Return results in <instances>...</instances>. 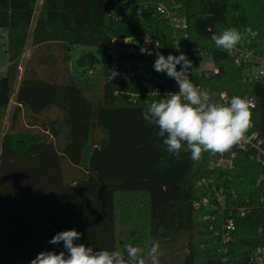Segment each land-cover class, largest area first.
<instances>
[{"label":"trees","instance_id":"1","mask_svg":"<svg viewBox=\"0 0 264 264\" xmlns=\"http://www.w3.org/2000/svg\"><path fill=\"white\" fill-rule=\"evenodd\" d=\"M179 1L192 44L208 50L218 68L209 78L193 75V82L203 84L218 100L223 91L230 97L253 96L254 127L249 130L264 138V76L245 80L248 65H238L230 52L209 46L214 33L250 26L255 35L241 47L264 55V0ZM36 2L0 0V30L8 33L10 61L0 76L1 117L15 90ZM114 7L126 13L123 20L111 14ZM159 27L161 34L168 31L158 15L137 16L117 0H44L32 43L65 47L69 57L74 45H104L115 35ZM38 61L47 65V75L39 73L36 60L27 66L12 123L25 111L40 131L11 130L0 141V264H30L41 251H62V243L50 245L48 240L68 229L82 233L77 243L97 250L122 251L124 239L163 240L182 234L186 251L180 264H197L199 253L208 264H225L224 249L230 263L244 264L264 246V164L252 158L251 145L247 151L236 147L226 152H236L232 168L210 169L217 155L211 153L193 161L182 151L176 159L158 129L143 119L148 104L160 97L142 96L133 102L129 95L113 92L116 87L138 88L141 81H105L103 94L93 98L84 94L74 75L67 80L69 70L57 59ZM68 166L76 172L70 174ZM203 178L213 181L199 185ZM206 195L213 206L197 208L195 202ZM242 206L249 209L245 215L238 214ZM230 212L237 225L223 243L216 231Z\"/></svg>","mask_w":264,"mask_h":264},{"label":"clouds","instance_id":"2","mask_svg":"<svg viewBox=\"0 0 264 264\" xmlns=\"http://www.w3.org/2000/svg\"><path fill=\"white\" fill-rule=\"evenodd\" d=\"M254 36L250 26L243 31L225 28L219 34H212L209 46L227 52L238 45L250 42ZM146 43L150 42L145 37ZM179 51V45L176 47ZM199 53V49H196ZM154 70L164 73L175 80L178 91H169L161 95L156 90L151 94L160 97L152 101L143 111V119L149 126L158 129L166 150L176 159L181 152L190 153L193 161L202 158L203 153L223 154L238 147L247 151L249 139L247 133L254 127L253 109L256 105L248 97L232 96L224 100L214 99V93L195 84L190 78L196 75L199 67H194L183 52L180 55H163L156 52ZM180 66L179 70L177 66ZM82 233L76 229L56 233L48 243L60 245L63 250L41 251L30 264H160V244L153 240L145 252L140 247L124 244L123 250L94 249L84 243H77Z\"/></svg>","mask_w":264,"mask_h":264},{"label":"built area","instance_id":"3","mask_svg":"<svg viewBox=\"0 0 264 264\" xmlns=\"http://www.w3.org/2000/svg\"><path fill=\"white\" fill-rule=\"evenodd\" d=\"M118 5L126 7L128 10L136 13L137 16H143L145 12H153L161 19L166 21L168 31L162 32V28H157V31L141 30L124 35L113 36L105 46L104 52V79L110 83L141 81L142 84L135 89H124L116 87L114 94H127L133 102H137L142 96H154L151 93L158 90L161 95L169 91H178V86L175 80L168 78L164 73H158L154 70L153 64L156 59L155 53L158 51L163 55L168 54L180 55L181 52L186 54L187 58L192 61L194 67H199L197 76L209 78L212 74L218 71L213 55L200 46H194L191 40V32L189 31V22L181 13L182 3L179 0H117ZM111 14L118 20H123L126 13L114 7ZM149 38L146 43L145 37ZM179 45V51L176 47ZM199 49V53L196 51ZM234 57V61L238 65L246 64L248 67L245 70V80H256L264 76V55L256 50L237 46L230 51ZM212 57V63L207 64L208 57ZM178 70L180 66H177ZM88 75H93L95 72L90 66ZM192 78V76L190 77ZM193 80V79H192ZM195 83V82H194ZM200 87L207 89L201 83H195ZM210 92V91H209ZM211 93V92H210ZM256 105V99L253 96L246 95ZM230 99L226 91L220 94L219 100ZM249 145L255 152L252 158L264 164V138L256 131L247 133ZM236 152L217 154L210 161V169L232 168ZM213 181V178H203L199 181V185H205ZM221 200V197L218 198ZM224 204V202H223ZM197 208L213 206L210 196H203L195 202ZM247 206L238 207V214L245 215L248 212ZM223 211V209H222ZM208 218V216L206 217ZM236 219L232 212L221 220H219V229L216 234L222 238L223 243L228 242L234 230L236 229ZM214 229L213 226H211ZM223 262L230 263L227 255V249H224ZM243 264V263H241ZM244 264H264V246L256 248L247 263Z\"/></svg>","mask_w":264,"mask_h":264},{"label":"rangeland","instance_id":"4","mask_svg":"<svg viewBox=\"0 0 264 264\" xmlns=\"http://www.w3.org/2000/svg\"><path fill=\"white\" fill-rule=\"evenodd\" d=\"M44 9V0H37L35 5V14L31 23L29 35L27 38V43L24 48L23 53L20 57V66H19V74L16 80V83L14 85V89L16 90L19 87V84L22 80L23 74L27 66H30L33 62H36L39 64L38 70L39 73L42 76L47 75L45 68L47 65L40 64L38 59L39 58H46L48 60V63H53L55 59L58 61V65H63L67 70H69L67 80L71 79V76H75L84 86V94H92L95 95L93 98L100 97L101 94H103V87L105 84L104 79V52H105V46L102 44H96V45H87V44H78L70 47V50L68 51L69 57L67 53L65 52V47H59L54 45H51L49 48L45 46H38L34 45L32 43L31 37H32V31L34 24L36 23V20L38 16L40 15L41 11ZM7 44H8V33L5 30H0V76L4 75L7 72L8 65L10 63L9 61V53L7 51ZM48 48V49H47ZM48 50V53L47 51ZM91 51L95 58V63L92 66V69L94 70L93 75H88V70L84 67H81L78 65V58L83 55L85 52ZM65 61V63H64ZM207 64L212 63V57H208L206 60ZM72 73V74H71ZM15 90L14 93L15 94ZM14 96L11 98L13 101ZM95 105H96V111H97V105L98 100L94 99ZM11 104V101H10ZM13 104L10 107V109L6 110V113L4 116H0V141L2 140V137L5 135V133L13 130L20 131L25 130V132H39L40 128L38 126L32 127L33 124H31V121H29V118L26 114V112H22L20 116L14 121V124L12 123L13 118ZM53 112L57 111V108L52 109ZM53 116V115H50ZM12 124L14 125V128H12ZM67 167V166H66ZM68 172L72 174L73 172H76L73 170V168L70 170V166H68ZM120 208V207H119ZM118 208V210H119ZM122 212L123 210H119ZM128 244H132L133 246L140 247L144 249L146 252L147 249L151 246V243L153 240H146V239H135L134 242L130 239H124ZM155 241H158L160 244V264H180L183 258V254L186 251L185 250V244H186V237L184 235H178L172 238H167L163 240L156 239ZM198 242V241H197ZM200 247V246H199ZM201 251V250H200ZM207 258L203 256L201 253H199L197 258V264H208ZM147 264V261H146Z\"/></svg>","mask_w":264,"mask_h":264},{"label":"water","instance_id":"5","mask_svg":"<svg viewBox=\"0 0 264 264\" xmlns=\"http://www.w3.org/2000/svg\"><path fill=\"white\" fill-rule=\"evenodd\" d=\"M77 63L79 66L84 67V68L93 66L95 63V58H94L93 53L91 51L85 52L83 55H81L78 58Z\"/></svg>","mask_w":264,"mask_h":264},{"label":"crops","instance_id":"6","mask_svg":"<svg viewBox=\"0 0 264 264\" xmlns=\"http://www.w3.org/2000/svg\"><path fill=\"white\" fill-rule=\"evenodd\" d=\"M34 26H35V24H34ZM33 29H34V27H33ZM32 33H33V31H32ZM31 40H32V37H31ZM17 90H18V88L15 90V94L12 95V97L14 96V99H13V101L11 100V104H9L8 109H10V107L12 106V104H13V107H15L17 105V101H16V98H15ZM147 221H148V219L145 218L144 219V222L147 223Z\"/></svg>","mask_w":264,"mask_h":264}]
</instances>
